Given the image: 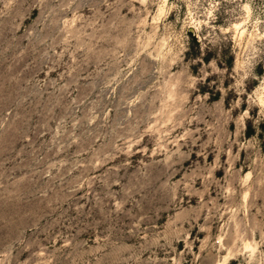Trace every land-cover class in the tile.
<instances>
[{"label": "rangeland", "instance_id": "1", "mask_svg": "<svg viewBox=\"0 0 264 264\" xmlns=\"http://www.w3.org/2000/svg\"><path fill=\"white\" fill-rule=\"evenodd\" d=\"M0 264H264V0H0Z\"/></svg>", "mask_w": 264, "mask_h": 264}, {"label": "trees", "instance_id": "2", "mask_svg": "<svg viewBox=\"0 0 264 264\" xmlns=\"http://www.w3.org/2000/svg\"><path fill=\"white\" fill-rule=\"evenodd\" d=\"M194 39H195V41L197 42V37H195V35H194Z\"/></svg>", "mask_w": 264, "mask_h": 264}]
</instances>
